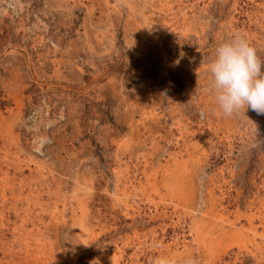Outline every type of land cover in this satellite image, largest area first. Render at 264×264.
<instances>
[{"label": "rangeland", "instance_id": "rangeland-1", "mask_svg": "<svg viewBox=\"0 0 264 264\" xmlns=\"http://www.w3.org/2000/svg\"><path fill=\"white\" fill-rule=\"evenodd\" d=\"M264 0H0V264H264V115L210 65Z\"/></svg>", "mask_w": 264, "mask_h": 264}, {"label": "clouds", "instance_id": "clouds-1", "mask_svg": "<svg viewBox=\"0 0 264 264\" xmlns=\"http://www.w3.org/2000/svg\"><path fill=\"white\" fill-rule=\"evenodd\" d=\"M209 71L220 113L231 117L250 109L264 115V60L244 34L217 47Z\"/></svg>", "mask_w": 264, "mask_h": 264}]
</instances>
